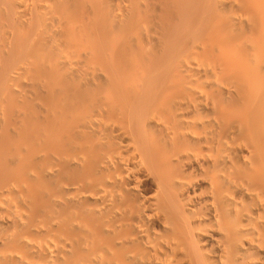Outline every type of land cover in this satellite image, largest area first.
I'll return each mask as SVG.
<instances>
[{"label": "bare ground", "instance_id": "6f19581e", "mask_svg": "<svg viewBox=\"0 0 264 264\" xmlns=\"http://www.w3.org/2000/svg\"><path fill=\"white\" fill-rule=\"evenodd\" d=\"M0 264H264V0H0Z\"/></svg>", "mask_w": 264, "mask_h": 264}]
</instances>
